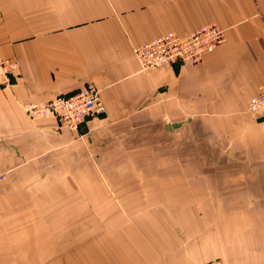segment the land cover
<instances>
[{
  "label": "crops",
  "instance_id": "crops-1",
  "mask_svg": "<svg viewBox=\"0 0 264 264\" xmlns=\"http://www.w3.org/2000/svg\"><path fill=\"white\" fill-rule=\"evenodd\" d=\"M206 25L199 64L139 72ZM0 59V264H264V0H0ZM87 84L77 132L23 111Z\"/></svg>",
  "mask_w": 264,
  "mask_h": 264
},
{
  "label": "built area",
  "instance_id": "built-area-1",
  "mask_svg": "<svg viewBox=\"0 0 264 264\" xmlns=\"http://www.w3.org/2000/svg\"><path fill=\"white\" fill-rule=\"evenodd\" d=\"M223 30L215 25H206L183 36L167 34L133 48V56L139 72L163 71L172 65L195 66L204 55L224 43ZM16 64L0 59V88L10 85ZM29 118L52 117L64 128L77 132L81 123L93 116H102L104 107L99 100L98 90L87 84L69 95L52 100L30 103L23 106ZM246 111L251 115L264 112V82L257 93L250 97ZM3 178L0 177V181ZM205 264H221L218 260Z\"/></svg>",
  "mask_w": 264,
  "mask_h": 264
},
{
  "label": "rangeland",
  "instance_id": "rangeland-1",
  "mask_svg": "<svg viewBox=\"0 0 264 264\" xmlns=\"http://www.w3.org/2000/svg\"><path fill=\"white\" fill-rule=\"evenodd\" d=\"M213 155H214V154H213ZM228 155H229V154H228ZM217 156H218V157H217L216 159H219V158H220V159H222V158H223V159H227L225 154H223V157H222V154H221V157H220V154L218 153ZM228 159H229V158H228ZM110 203H111V204H112V203L114 204V202H110ZM118 208H119V207H118ZM100 219H101V222H100V226H101V227L106 226V225L108 224V221H111V220L114 221V218H107V217H103V218H102V217H101ZM125 220H127V217L125 218ZM68 223H69V225H74V224H75V218H72V219L69 218V222H68ZM123 223H124V221H122L121 224H123Z\"/></svg>",
  "mask_w": 264,
  "mask_h": 264
}]
</instances>
